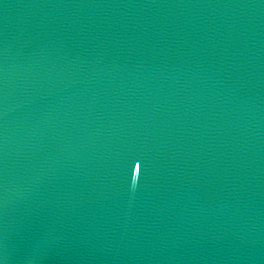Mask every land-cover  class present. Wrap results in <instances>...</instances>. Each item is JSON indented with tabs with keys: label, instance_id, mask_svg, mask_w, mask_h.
I'll return each mask as SVG.
<instances>
[{
	"label": "water",
	"instance_id": "obj_1",
	"mask_svg": "<svg viewBox=\"0 0 264 264\" xmlns=\"http://www.w3.org/2000/svg\"><path fill=\"white\" fill-rule=\"evenodd\" d=\"M0 264H264V0H0Z\"/></svg>",
	"mask_w": 264,
	"mask_h": 264
}]
</instances>
